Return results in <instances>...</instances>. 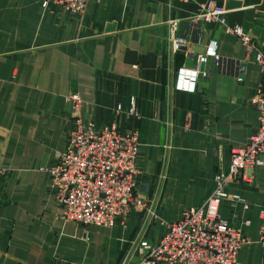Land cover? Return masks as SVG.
I'll return each mask as SVG.
<instances>
[{"label":"crops","instance_id":"0c3cea01","mask_svg":"<svg viewBox=\"0 0 264 264\" xmlns=\"http://www.w3.org/2000/svg\"><path fill=\"white\" fill-rule=\"evenodd\" d=\"M226 1L89 0L83 14H74L43 7L44 0H0V166L10 170L0 177V264H120L144 232L159 240L169 223L206 201L232 150L259 127L251 99L262 82L255 59L264 49V10L257 9L263 0H235L243 7L228 13L231 25L251 32V53L225 28L204 26L219 41V59L196 93L172 92L185 60L170 61L168 37L171 21ZM72 92L81 97L84 123L139 131L138 190L149 204L158 201L156 222L147 226L143 208L112 228L62 220L46 170L66 147ZM133 103L137 115L128 118ZM233 191L250 205L220 207L247 239L238 264H264L262 169L255 183Z\"/></svg>","mask_w":264,"mask_h":264},{"label":"built area","instance_id":"2783aa9c","mask_svg":"<svg viewBox=\"0 0 264 264\" xmlns=\"http://www.w3.org/2000/svg\"><path fill=\"white\" fill-rule=\"evenodd\" d=\"M88 2L44 0L43 7L54 4L67 12L83 14ZM228 13L225 5L210 4L187 20L170 22L169 59L174 62L177 55H183L185 60L174 73L172 92L196 93L199 83L208 79L210 67L219 59V41L206 36L205 25L225 28L250 53L256 48L251 32L241 25H231ZM255 61L262 74L261 85L251 99L259 113L257 131L244 146L232 150L227 171L215 176L213 190L202 205L186 210L180 220L169 223L159 240L149 241L144 232L132 242L120 264H238L247 239L239 228L221 217L220 207L227 201L241 204L247 211L249 203L233 189L255 183L257 169H262L264 180V49L258 50ZM244 73L245 68L239 81H243ZM67 99L72 104V127L65 149L57 153L55 163L46 170L50 189L63 209L62 220L112 228L125 225L137 208H143L147 210V226L156 222L158 201L156 205L154 200L149 204L138 190L139 131L124 129L117 122L102 127L84 123L80 95L72 92ZM136 115L133 103L127 117ZM171 148L169 141L166 149ZM9 174V169L0 166V177ZM259 218L264 242V207ZM85 239L90 240L88 234Z\"/></svg>","mask_w":264,"mask_h":264},{"label":"water","instance_id":"95a60500","mask_svg":"<svg viewBox=\"0 0 264 264\" xmlns=\"http://www.w3.org/2000/svg\"><path fill=\"white\" fill-rule=\"evenodd\" d=\"M225 7L228 11L234 10L236 8H242L243 3L241 1H235V0H227L225 3ZM257 9L264 10V0L261 5L257 6ZM198 52H202L201 49H196Z\"/></svg>","mask_w":264,"mask_h":264}]
</instances>
